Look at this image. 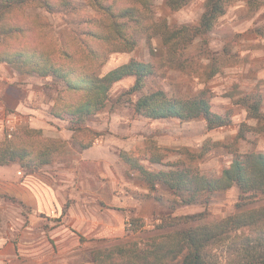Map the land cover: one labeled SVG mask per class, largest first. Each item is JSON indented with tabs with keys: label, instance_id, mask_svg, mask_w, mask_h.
<instances>
[{
	"label": "rangeland",
	"instance_id": "obj_1",
	"mask_svg": "<svg viewBox=\"0 0 264 264\" xmlns=\"http://www.w3.org/2000/svg\"><path fill=\"white\" fill-rule=\"evenodd\" d=\"M70 1L73 8L59 13L28 10L48 22L49 38L58 47H79L87 20L96 16L88 0ZM205 1L192 0L172 10L165 0H156L154 16L170 31L187 28L189 41L200 27ZM131 59L152 64L154 74L142 93H127L134 78L113 87L106 109L88 122L101 135L88 151L73 142L72 124L51 115L61 83L0 64V143L25 127L41 129L44 138L62 142L52 163L37 173L30 174L18 164L0 166V264H93L96 246L138 236L125 230L132 218L142 219L149 229L168 214L203 213L205 223L234 213L238 188L214 195L207 208L174 209L167 201H174L175 195L162 186L151 191L118 153L152 139L166 155L165 163L190 165L219 176L230 166L233 152H264V134L237 102L247 93L264 96V1L230 5L211 32L186 47L181 44L177 52L164 45L161 36L144 35L132 52L111 54L99 75ZM159 89L174 96L204 94L216 113L231 116V124L209 131L201 118L150 121L136 115L129 101ZM143 163L153 170L168 169ZM234 258L228 248L216 252L212 261L234 264Z\"/></svg>",
	"mask_w": 264,
	"mask_h": 264
},
{
	"label": "trees",
	"instance_id": "obj_2",
	"mask_svg": "<svg viewBox=\"0 0 264 264\" xmlns=\"http://www.w3.org/2000/svg\"><path fill=\"white\" fill-rule=\"evenodd\" d=\"M88 1L96 16L87 20L81 45L66 48L54 45L48 22L30 15L28 10L40 8L59 13L73 8L70 0H0V64L62 84L51 115L72 124L73 142L81 150L91 148L101 136L88 122L106 109L113 87L134 78L127 93H142L147 79L154 74L152 64L131 59L99 75L111 54L132 52L144 35L161 36L164 45L177 52L181 44L186 47L192 39L211 32L218 18L240 0H206L200 27L189 41L187 28L170 31L165 22L155 19L156 0H109L110 4L104 0ZM191 1L165 0V4L180 10ZM245 1L253 5L264 0ZM129 102L136 115L150 121L190 122L201 118L209 131L231 124V116L216 113L204 94L174 96L159 89ZM237 102L256 122V130L264 134V96L247 93ZM61 144L59 140L44 138L41 129L25 127L0 143V166L18 164L30 174L37 173L52 163ZM118 158L138 173L151 191L159 186L171 191L176 199L167 202H173L174 209L193 205L207 208L214 195L233 187L239 190V200L232 215L205 223L203 213L168 214L147 229L142 219L132 218L126 222L125 230L138 236L96 246L93 264H215L212 258L216 252L228 248L235 257L234 264H264V152H233L230 166L219 176L190 165L165 163L166 155L152 139L132 151H119ZM144 161L168 169L153 170ZM155 199L163 202L162 197ZM11 200L26 208L17 199Z\"/></svg>",
	"mask_w": 264,
	"mask_h": 264
},
{
	"label": "crops",
	"instance_id": "obj_3",
	"mask_svg": "<svg viewBox=\"0 0 264 264\" xmlns=\"http://www.w3.org/2000/svg\"><path fill=\"white\" fill-rule=\"evenodd\" d=\"M92 148V147H91ZM91 148H89V149H91ZM89 149H87V150H84V151H88Z\"/></svg>",
	"mask_w": 264,
	"mask_h": 264
}]
</instances>
